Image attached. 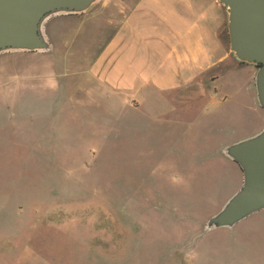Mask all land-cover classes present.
<instances>
[{
    "label": "rangeland",
    "instance_id": "obj_1",
    "mask_svg": "<svg viewBox=\"0 0 264 264\" xmlns=\"http://www.w3.org/2000/svg\"><path fill=\"white\" fill-rule=\"evenodd\" d=\"M76 17L46 32L80 63H0V264H264V211L203 231L236 186L221 148L261 128L244 82L224 79L229 103L202 115L172 111L151 83L112 93L81 74L100 36Z\"/></svg>",
    "mask_w": 264,
    "mask_h": 264
},
{
    "label": "crops",
    "instance_id": "obj_2",
    "mask_svg": "<svg viewBox=\"0 0 264 264\" xmlns=\"http://www.w3.org/2000/svg\"><path fill=\"white\" fill-rule=\"evenodd\" d=\"M68 16H79L77 26L80 32L88 27L92 43L100 36L96 39V49L85 62L94 64L81 74L88 72L112 93L139 91L151 83L158 87V99L169 96L175 100L174 104L167 105L172 111H193L202 115L203 111H208L205 106L212 105L216 109L229 103V95L221 92L217 85L222 86L223 80L229 77H233V81L239 78L245 85L241 107L248 119L255 117L261 128L264 126V111L257 103L254 89L255 66L237 62L229 53L225 11L218 0H100L90 11ZM66 30L51 31L52 37L65 49L74 43L72 37L68 39ZM51 43L52 50L48 52L0 54V63L72 62ZM87 45L85 39L84 45L77 49L81 57L90 53ZM7 54L9 57H4ZM39 54L52 57H33ZM80 60L72 63H80ZM220 96L223 98L218 99ZM221 150L218 155L224 158ZM232 167L236 186L231 195L242 182L239 167Z\"/></svg>",
    "mask_w": 264,
    "mask_h": 264
},
{
    "label": "water",
    "instance_id": "obj_3",
    "mask_svg": "<svg viewBox=\"0 0 264 264\" xmlns=\"http://www.w3.org/2000/svg\"><path fill=\"white\" fill-rule=\"evenodd\" d=\"M225 11L227 49L240 63L255 66L254 89L264 111V0H218ZM100 0H0V54L48 52L47 22L80 15ZM222 154L236 163L241 186L203 225L205 233L233 229L264 211V126L255 134L225 145Z\"/></svg>",
    "mask_w": 264,
    "mask_h": 264
}]
</instances>
